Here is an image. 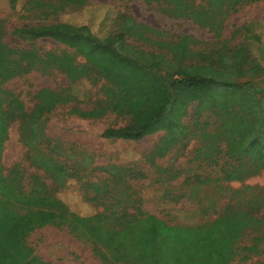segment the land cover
I'll return each mask as SVG.
<instances>
[{"label": "trees", "instance_id": "obj_1", "mask_svg": "<svg viewBox=\"0 0 264 264\" xmlns=\"http://www.w3.org/2000/svg\"><path fill=\"white\" fill-rule=\"evenodd\" d=\"M145 1L156 3L169 15L189 18L221 38L227 18L243 5L259 0ZM116 23L119 29L105 39L74 31L76 26L65 22L20 27L17 31L32 33V38L50 35L78 49L83 45L91 54L102 48L112 52L114 60L107 61L101 72L105 79L101 86L103 97L92 109L84 111L85 116L100 117L112 111L130 121L124 126L107 127L103 137L136 141L164 130L166 141L153 153L165 156L169 147L189 133L183 117L189 105L197 101L199 115L206 109L216 113L214 135L225 140L227 157L239 161L226 171V179L244 180L264 169V79L259 85L250 79L262 66L244 67V46L233 50L225 46L195 49L191 35H180L178 40L163 39V31L138 22L126 12L118 16ZM131 39L158 48L145 49ZM19 51L26 54L15 56V62L6 68L0 64V264H53L32 255L27 244L33 230L49 224L66 225L92 242L104 260L121 264H228L245 231L264 228V199L256 197L229 203L214 220L197 225L170 224L141 209L132 213L124 209L107 218L72 212L58 196V189L66 183L67 166L47 155L43 146L49 141L45 132L48 115L59 104L73 102L76 97L69 88L43 87L36 93L35 106L26 110L21 99L2 87V82L33 66L21 63L23 56L32 55L30 50ZM231 52L234 59L228 55ZM7 54L0 49L1 58L8 60ZM51 55L56 54L48 53V59ZM42 58L35 53L29 59ZM69 74L76 81L77 68L71 66ZM15 120L20 122L31 163L49 173L55 186L35 174L26 183L20 164L9 173L4 172V144L9 125ZM217 147L222 152L223 146ZM206 152L209 153L208 148ZM115 169L118 168L111 166L107 171L115 175Z\"/></svg>", "mask_w": 264, "mask_h": 264}, {"label": "rangeland", "instance_id": "obj_2", "mask_svg": "<svg viewBox=\"0 0 264 264\" xmlns=\"http://www.w3.org/2000/svg\"><path fill=\"white\" fill-rule=\"evenodd\" d=\"M124 12L163 31V39L178 40L180 35H191L195 49L225 46L233 50L244 46V67L262 66L250 79L255 85L264 79V0L243 5L231 14L221 38L191 19L169 15L156 3L145 0H0V49L8 51V60L0 57V64L6 68L15 62V56L26 54H19V50H30L32 55L23 56L21 63L33 65L27 72L2 82L3 89L21 99L26 110L35 106L36 93L43 87L69 88L76 97L73 102L56 106L45 122L49 141L43 146L44 152L67 166L66 183L58 189L62 202L82 216L107 218L124 209L129 213L141 209L170 224L197 225L214 220L229 203L264 199V169L244 180L226 179V171L239 161L228 158L225 140L215 137L217 117L212 109L199 115L198 102H192L183 117L189 133L162 157L153 152L166 141L164 130L136 141L105 138L103 131L107 127L124 126L130 121L112 111L100 117L85 116L84 111L92 109L103 97L101 86L105 79L101 72L107 61L114 60L112 52L102 48L89 54L83 45L79 50L50 35L32 38V33L17 31L20 27L65 22L76 26L74 31L105 39L119 29L116 22ZM131 40L145 49L158 48ZM34 52L44 59H29ZM48 53L56 55L48 59ZM228 55L235 58L233 52ZM71 66L77 68L76 81L70 77ZM246 79L249 80H243ZM219 145L223 146L222 152L217 151ZM2 162L6 174L20 164L26 183L35 174L49 185L55 184L49 173L31 163L18 120L9 125ZM111 166L118 168L115 175L107 171ZM257 235L260 238L256 239ZM27 244L32 255L53 264H121L104 260L92 242L64 224L36 228L27 237ZM235 249L236 255L228 264H264V228L247 229Z\"/></svg>", "mask_w": 264, "mask_h": 264}]
</instances>
